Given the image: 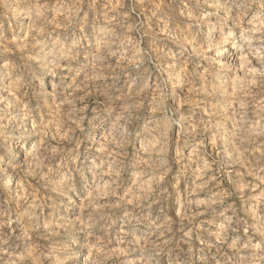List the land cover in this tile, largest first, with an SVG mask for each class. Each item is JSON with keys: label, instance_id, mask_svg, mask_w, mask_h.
<instances>
[{"label": "clouds", "instance_id": "clouds-1", "mask_svg": "<svg viewBox=\"0 0 264 264\" xmlns=\"http://www.w3.org/2000/svg\"><path fill=\"white\" fill-rule=\"evenodd\" d=\"M0 264H264V0H0Z\"/></svg>", "mask_w": 264, "mask_h": 264}]
</instances>
